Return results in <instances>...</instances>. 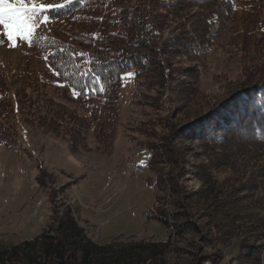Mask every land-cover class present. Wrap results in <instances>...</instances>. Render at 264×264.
Wrapping results in <instances>:
<instances>
[{
  "label": "trees",
  "instance_id": "16d2710c",
  "mask_svg": "<svg viewBox=\"0 0 264 264\" xmlns=\"http://www.w3.org/2000/svg\"><path fill=\"white\" fill-rule=\"evenodd\" d=\"M237 1L69 0L66 6L40 15L29 45L45 67L36 71L26 64L16 77L52 79L64 98L83 112L43 91L31 99L22 89L13 103L9 92L0 87V143L16 142L15 114L22 113L27 124L59 138L71 152L92 149L87 143L90 130L94 149L108 152L116 134L121 74L131 70L136 83L149 69L158 68L151 81L160 82L163 90L155 105L165 110L168 106L163 102L171 100L173 112L180 117L175 123L170 115L152 117L134 130L158 138L143 143L149 152L146 165L152 171L157 163L171 166L154 185L157 190L167 185L172 198L161 204L156 198L147 214L164 226L162 238L100 242L89 236L70 202L51 190V219L46 228L19 243L0 242V264H157L163 262L171 243L187 232L206 246L239 234L242 240L231 264H260L264 253L260 241L264 240V160L259 161L264 151V65L246 67L242 79L230 82L220 95L198 98L201 60L212 38L207 35L209 19L226 17ZM52 2L63 0H41ZM48 24L53 26L49 31ZM175 54L196 65L174 66ZM160 125L165 130L162 134L156 131ZM185 140L193 144L191 153L202 158L189 169L202 183L194 191L178 183ZM220 170L227 172L222 179L215 173ZM46 177L39 170L41 186ZM220 257L219 253L203 254L198 264L217 263Z\"/></svg>",
  "mask_w": 264,
  "mask_h": 264
},
{
  "label": "rangeland",
  "instance_id": "374dc122",
  "mask_svg": "<svg viewBox=\"0 0 264 264\" xmlns=\"http://www.w3.org/2000/svg\"><path fill=\"white\" fill-rule=\"evenodd\" d=\"M34 2L41 3V0ZM209 22L210 49L201 60L203 67L197 79L201 100L203 95H220L230 82L242 79L246 67L264 65V0H238L226 17L212 15ZM52 27L48 24L46 30ZM161 36L164 38L166 32ZM14 43L11 47L0 30V87L9 92L11 101H17L15 95L22 89L31 99L43 91L83 112L75 102L64 98L52 79L42 80L40 75L37 80L16 77L26 64L37 71L45 67V63L37 60L29 41L17 38ZM171 61L176 67L196 65L178 54L171 57ZM157 72L158 68L149 69L136 83L134 76L128 75L133 73L131 70L121 74L116 134L108 152L94 149L96 141L91 130L87 143L92 149L71 152L59 138L27 124L22 113L15 114L16 142L0 143L1 243H19L46 228L51 219V190H56L59 197L64 196L70 202L77 211L80 224L90 237L100 242L157 240L165 235L161 222L147 214L156 198L159 204L172 198L167 185L163 190H157L154 185L157 177L163 176L171 166L157 163L155 170H149L146 165L149 152L143 143L156 142L158 138L134 130L152 117L170 115L169 120L174 123L180 117L173 112L171 100L163 102L168 106L165 110L156 107V98L163 90L160 82L151 81ZM161 126H156V131L162 134L165 130ZM181 144L187 150L182 158L183 169L177 168L183 172L178 183L194 191L202 183L189 169L202 158L191 153V142L185 140ZM194 148L200 150L197 146ZM262 160L264 151L259 156V161ZM133 165L141 167L142 172L133 173ZM39 170L47 173L44 186L38 182ZM215 173L218 179L227 174L224 170ZM63 185L66 188L61 192ZM254 211L263 214L261 210ZM195 237L187 232L177 238L171 243L163 262L157 264H198L202 262L199 257L207 253L223 255L217 263L211 264H231V257L242 240L241 235L233 234L228 241H212L206 246L203 241H194ZM249 242L257 243L252 239ZM260 264H264V253Z\"/></svg>",
  "mask_w": 264,
  "mask_h": 264
},
{
  "label": "snow or ice",
  "instance_id": "6c2138e0",
  "mask_svg": "<svg viewBox=\"0 0 264 264\" xmlns=\"http://www.w3.org/2000/svg\"><path fill=\"white\" fill-rule=\"evenodd\" d=\"M63 3H36L34 0H0V30L7 38L11 47L15 46L17 38L30 41L36 30L39 17L49 9H56L67 5ZM47 19V17H44ZM133 75V73H128Z\"/></svg>",
  "mask_w": 264,
  "mask_h": 264
},
{
  "label": "bare ground",
  "instance_id": "6f19581e",
  "mask_svg": "<svg viewBox=\"0 0 264 264\" xmlns=\"http://www.w3.org/2000/svg\"><path fill=\"white\" fill-rule=\"evenodd\" d=\"M142 170L143 169L141 167L133 165V168H132L133 173L140 174Z\"/></svg>",
  "mask_w": 264,
  "mask_h": 264
}]
</instances>
